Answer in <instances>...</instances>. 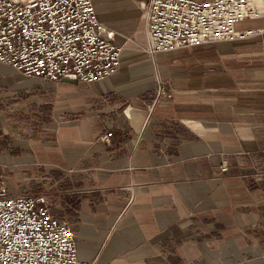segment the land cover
<instances>
[{"label":"crops","instance_id":"obj_1","mask_svg":"<svg viewBox=\"0 0 264 264\" xmlns=\"http://www.w3.org/2000/svg\"><path fill=\"white\" fill-rule=\"evenodd\" d=\"M93 6L121 47L113 75L44 81L0 63L3 185L44 195L85 263L264 264V22L150 55L136 0ZM157 79L172 95L154 104Z\"/></svg>","mask_w":264,"mask_h":264},{"label":"built area","instance_id":"obj_2","mask_svg":"<svg viewBox=\"0 0 264 264\" xmlns=\"http://www.w3.org/2000/svg\"><path fill=\"white\" fill-rule=\"evenodd\" d=\"M147 4L145 51L150 55L244 37L248 32L236 30L237 23L257 17L250 0ZM114 35L96 18L93 0H0V63L27 77L88 83L111 76L121 52ZM157 93H165L162 84ZM111 135L101 139L109 142ZM0 264L95 263L79 260L73 230L52 215L44 195H11L0 173Z\"/></svg>","mask_w":264,"mask_h":264},{"label":"rangeland","instance_id":"obj_3","mask_svg":"<svg viewBox=\"0 0 264 264\" xmlns=\"http://www.w3.org/2000/svg\"><path fill=\"white\" fill-rule=\"evenodd\" d=\"M262 2H263V5H264V0H262ZM136 3H137V5L140 7V8H142V12H144V14H145V12H146V8H147V3H148V0H136ZM249 20H256L257 22L258 21H260V22H264V13L262 14V15H260V16H257L256 18H254V19H249ZM255 21V22H256ZM144 50H145V47H144ZM160 82V83H159ZM159 84H162V86L164 87V89H165V93L164 94H162V95H160V96H158V93L156 94V97H159V98H155L156 99V101L155 102H153L154 104H157L159 101H161L162 99H169L170 97H171V92H170V90H168L167 89V87H166V84H165V82L164 81H162L161 79H157V87L159 86ZM167 94H170V96L168 97V96H164V95H167ZM259 176L261 175L260 173L258 174Z\"/></svg>","mask_w":264,"mask_h":264},{"label":"bare ground","instance_id":"obj_4","mask_svg":"<svg viewBox=\"0 0 264 264\" xmlns=\"http://www.w3.org/2000/svg\"><path fill=\"white\" fill-rule=\"evenodd\" d=\"M250 5L254 14L257 16H260L264 13V5L262 0H250Z\"/></svg>","mask_w":264,"mask_h":264}]
</instances>
